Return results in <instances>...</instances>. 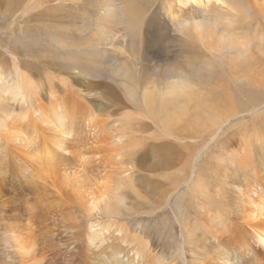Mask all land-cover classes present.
Returning a JSON list of instances; mask_svg holds the SVG:
<instances>
[{
  "label": "bare ground",
  "instance_id": "obj_1",
  "mask_svg": "<svg viewBox=\"0 0 264 264\" xmlns=\"http://www.w3.org/2000/svg\"><path fill=\"white\" fill-rule=\"evenodd\" d=\"M76 1L85 3L88 0ZM122 1L121 5V0H97L105 12L101 18L105 25L119 23L133 29L134 33L130 32L133 33L129 37L130 42H126L128 50L124 49V44H120L118 48L111 46L112 51L101 52L96 46H87V37L81 36L75 40L74 32L57 30L50 36L56 50L49 55L52 60L47 62L50 70L59 67L62 72H72L77 77L110 79L121 89L127 102L139 111L140 114H127L113 121L114 126L110 129L112 138L107 141L112 146L108 151L109 159H115L118 163L117 157L122 156V150L126 148V134L128 131L134 132L133 128L141 117L154 124L160 118L172 119L176 123L183 116H190L195 106L194 123H200L204 127L206 133L201 135L202 141L209 139L208 145L201 146L199 152L192 155L194 161L198 162L203 151L223 133L224 126L233 120L242 121L245 113L251 116L260 115V110L264 109V0H252L260 3L257 9L250 0H151L154 7L159 2L158 9H163L164 20L170 17L178 23L180 34L189 33L192 36L194 33L202 41V49H198L202 58L195 59L194 62L186 59V62L177 66L168 64V51H147L145 54L144 48L147 44L137 46V38L146 42V37L140 33L143 28H133L137 22L133 18L132 25L126 13L129 9L130 13L137 14V10L133 9L136 3L133 0L130 9L127 2ZM30 2L41 5L40 0H0V17L7 21ZM210 5H215L217 11L207 10ZM188 7L204 10L207 16L203 15L201 18L204 20L200 21L187 20L185 15L190 13ZM139 20L140 18L138 22ZM107 27L111 30L110 25ZM108 35L107 40L112 37V32ZM159 38L158 43L165 39ZM148 44L150 45V41ZM113 49L118 52H113ZM12 57L16 81L14 85H9V75L2 76L0 70V105L4 106L7 102H15L16 105L18 102L21 111L19 113L14 110L15 113L13 111L7 116V124H0L1 162L14 163L11 160L13 158L21 163L24 172L29 169L28 166L34 163L38 165L37 168L31 166L30 191L39 195L35 200L40 201L37 202L40 206L30 210L28 215L30 223L27 224H31V227L28 226L33 229L26 228L25 223L23 226L27 229L26 232L32 230L31 234L24 232L21 225L10 230L12 223H9L8 214L14 210V205L17 206L16 198L25 192L22 194L18 190L16 194L21 192L19 196L11 195L7 190L8 184L0 190V264H264V173L258 166L264 162V157L255 159L251 154L257 147L262 156L264 137L257 138L254 145L252 141H245L252 148L243 149L239 159L235 158L233 161L240 169L235 167V176L242 181V184L234 181L236 185L233 187L237 190L235 202L225 201L226 198H221L219 191L214 188L213 200L218 202H195L190 206V202H178L176 207L173 202H136L134 209L133 204L129 207L128 202H123L120 192L128 182L132 184L135 178L134 163L119 162L121 168L115 171L118 172L116 179L112 181L110 178L102 182L104 187L100 188L102 185L94 182L97 178L91 174L88 162L63 145V141L69 140L68 136L57 135V139L52 142L51 138L46 139L45 128L36 124L42 121V124L50 127L53 123L50 121H62L67 108L54 107L60 102H65L72 113V107L75 108L79 103L73 101L72 89H65L64 94L58 96L53 80L46 78L50 104L45 106L41 102L40 93L34 95V86L27 87L32 81L30 73L24 71L28 67L27 62L17 61L14 55ZM24 64L26 65L23 67ZM222 89L229 94V104L223 103V92L216 98L211 97ZM214 90L216 92L213 93ZM108 91L114 95L116 101L121 100L111 87ZM210 99L214 104L212 106L207 105ZM52 113L56 115V120H42V114ZM169 126L163 124V129L168 130ZM52 127L55 133L61 134V130L58 132V128L53 125ZM200 143L197 142L195 146L198 147ZM186 147L193 145L186 144ZM97 163V168H103L102 172L107 169L113 172L111 164L107 166L102 162ZM195 168L196 166L192 167L191 174L184 177L187 191L210 196V189L207 191L204 184L196 180ZM20 171L17 172V177H22L27 182L29 177L23 178L25 173ZM60 183L69 188L66 193L59 189ZM110 184H114L115 191L109 188ZM95 187L103 190L96 191ZM122 206L124 207L118 214L116 209ZM128 208L141 215L139 220L156 222L164 217L161 224L164 229L170 228L175 240L177 230L181 231L180 245L171 257L156 252L152 246L154 240L142 227L135 231L130 229V224L126 221H114L118 216L124 217L121 214ZM166 208H170V213ZM24 218L23 215L18 219H23L24 222ZM61 224L64 232L60 230ZM200 229L206 231L202 235L204 239L197 234Z\"/></svg>",
  "mask_w": 264,
  "mask_h": 264
},
{
  "label": "rangeland",
  "instance_id": "obj_2",
  "mask_svg": "<svg viewBox=\"0 0 264 264\" xmlns=\"http://www.w3.org/2000/svg\"><path fill=\"white\" fill-rule=\"evenodd\" d=\"M40 2L41 5H35L34 3L30 2V4L24 6L20 11L15 12V14L7 21L0 17V70L2 76L9 75L7 79L8 84L14 85L16 79L13 71L12 56L14 55L18 59L17 61L27 62L26 64L28 67H26L27 70L24 69V71L30 73L29 75L32 78V81L29 82L27 87L32 88V86H34L33 92H36L34 95L40 93L41 102L47 107L50 104V94L47 88L48 84L46 85V78H49L51 81L53 80L56 94L58 96H62V94H64L63 90L72 89L71 95L73 101L75 100L81 104L78 103L75 108L72 107V113L69 106L65 102L56 104L54 106L56 109L67 108V112L65 113L66 116H63V119L60 122L50 121L53 122L52 125L55 128H58V132L61 130V132H59L61 134H58L57 132L55 133L52 125L47 127V125L42 124V121H35L37 125L40 124L41 128H45V131H47L46 139L49 140V138H51V141L53 142V140L55 141L57 139V135H67L69 140L67 139L68 141H63V145L69 147L70 151L72 150L73 153L83 157V160L88 162V167L91 174L93 177L98 179H94V182L102 185L100 188L104 187L102 182H106L107 180H110V178L112 181L116 179L118 172L116 173L115 171L118 168H121L119 162L128 164L134 163L136 170L134 173L135 178L132 180V184L131 182H128L126 187L120 191L123 197V202H128L127 205L129 207L133 204L134 209L136 208V202H173L176 203L174 207L177 206L178 202H190L188 204L189 206L195 204V202H218L217 200H213L214 188L219 191L218 193L221 195V198H226L225 201L235 202L237 190H235L236 188L234 187L236 184H242V181L238 180V178L235 176V174H237L235 173L236 164L233 161L235 158L239 159L241 152H244L242 151L243 149L248 150V148H252V146L248 143H245V141H252L254 145L257 138L264 137V109L260 110V115L251 116V114L245 113L242 116L245 120H233L234 122H230V126H224L223 133H219L220 135L218 134V138H216V140L211 143V146H208L209 148L207 147L203 151V154L200 155L198 162L194 161L193 156L199 152L201 146L209 144V139L205 142L202 141L201 135L206 133L205 130H203L204 127L200 123H194V120H196V113L194 111L195 106L193 107V112L190 114V116H183L184 118L182 117L176 123L172 119L168 120L165 118H160L158 123L154 124L149 119H143L141 117V119L137 121L136 126L133 128L135 129L134 132H127V136L125 137L127 143L124 145L126 148L122 150V152L124 151V154L122 153V156L117 157V159L119 158L117 163L115 159H109L108 154V151L111 149V145L109 146L108 142L110 141L109 139L112 138L110 135L113 134L110 131V129H112L111 126H114L113 121L121 119L122 117L127 116V114H140L139 111L137 112V110H135V108L130 105L129 102H127V99L125 98L121 89L108 78L98 80L93 77H77L72 72H62L59 67H56V70H50L47 67V62L52 60L49 55L54 53L56 50V47L51 41L50 36L56 33L57 30L62 32H74L75 40L80 39L81 36H85L88 38L89 44L87 46L90 48L96 46V48L101 52L104 50L112 51L111 46L118 48L120 47V44H124V49L128 50L129 48H126L128 47L126 42H130L129 37L133 35V29H128L127 26L119 25V23H117L108 24L110 25V30L107 27L108 25H105L104 21L101 19L102 16L105 15V12L97 0H88L85 3H78L76 0L74 3L73 0H70L71 3H69L68 0H40ZM125 2H127L128 7L131 9V5H133L131 2H133V0H125ZM168 2H171V0ZM249 2L256 9L260 5V3H254L252 0ZM135 3L136 6L132 7H134L133 9H136L138 13H130L129 9L126 11V13L127 17L129 16L128 18H130V23L132 22L133 18L134 21L137 22L136 24L132 22V25L134 23L133 28L135 30L140 27L143 28L140 33L141 35H145L147 43L143 42L140 38H137V46H142L143 43L147 44L144 48L145 54L147 51H168L170 55V61L168 64L175 66L186 62V59H192L194 62L195 59L202 58V56L199 54V50L202 49V41L200 37L194 33L192 36H190L189 33L180 34L178 23H175L170 17L168 19L166 17L165 20L162 17V13L164 11L163 9H158L159 2H156L155 7L152 5L151 0H135ZM122 4L123 1L121 0V5ZM206 9L217 11L215 5H210ZM187 10L190 12L185 15L187 20H204L201 18L203 15H206L204 10H196L193 7H188ZM139 18L140 20L138 22ZM110 31L112 32V37L107 40L109 38L108 34ZM159 37H164L165 39L163 41L160 40L161 42L158 43L160 39ZM149 41L151 46L148 44ZM113 52L118 51L113 49ZM113 57L117 58L114 55ZM26 64H24L23 67ZM64 85H67L68 88ZM100 85L102 86L100 87ZM110 87L120 96V101H116L114 95L108 91V88ZM116 87L120 90H118ZM214 92H216V90H214L213 93ZM222 92L223 89L211 97L216 98L220 96ZM222 101L225 104H229V94L227 91L223 92ZM14 103L15 102H7L4 106L0 105V124L5 122L6 125L7 116L12 114L14 110L20 113V103L18 104L17 102L16 105ZM208 103L209 104L207 105H214L211 99L208 101ZM42 116V120L57 119L54 113L42 114ZM163 124L170 125L168 130L163 129ZM201 131L203 132L202 134L200 133ZM198 135L200 137L197 138ZM1 136L2 134L0 133V138ZM183 137L185 139H183ZM59 140L62 141L60 138ZM197 142H201L198 147L195 146ZM239 142H241V144ZM186 144H191L193 147H186ZM1 146L2 142L0 141V190L4 188L3 186L5 184H8L7 190L8 193H12L11 195L16 194L18 190L22 191V194L25 192L24 195H26L17 197L21 192H18L19 195L16 194L17 196L15 197L17 198L15 202L18 201L16 203L17 206L14 205V210L8 214L9 223H12L9 228L11 230L14 227L16 228L17 226L21 225L24 232H26L27 229L24 228L31 227V224H27L30 223V216H28L31 213L30 210L40 206V204L37 203L40 201L35 200V198H38L39 195L35 194L33 191H30L32 186V184H30L32 182L30 180L32 176V173H30L32 170L31 166H36L37 168L38 165L34 163L31 166H28L29 169L27 168L28 170H25L24 172L20 166L21 163L14 161L13 158H11V160L14 163L8 164L1 162ZM111 153L112 151L110 154ZM251 154L252 158L255 159H261V157H264V153L261 156V151H259L257 147L251 151ZM9 160L10 158L8 161ZM97 162H102L107 166H110L111 164V166L114 168L113 172L108 169L106 170L107 172H102L103 168H97ZM194 166H196V180L202 182L207 191L210 189V196L203 195L207 198L203 197L201 193L187 191L186 185L184 184L186 183L184 181V177L191 174L193 170L191 168ZM258 166L259 170H262L261 172L264 173V162ZM236 169L240 170L239 167H236ZM19 171L22 172V174L25 173L23 175L25 177L23 178H26V176L27 178L29 177L27 182L25 179H22V177H17V172ZM229 175L231 176V179ZM222 177L228 179L225 180ZM114 183L116 184V182ZM28 184L30 185L27 186ZM109 186L111 190H114V184H110ZM20 187H22V189ZM59 189L66 193L69 188L66 186V184L60 183ZM96 189H98V191L103 190L95 187V190ZM8 193L7 195L10 196ZM17 207L20 208V211H18ZM123 207L124 206L116 209L118 214ZM134 209L128 208L127 211H124V213L121 214L124 217L118 216L116 219H114V221H126L128 224H130V229L135 231L141 229L142 227L147 235L154 240L152 246L156 249V252H158L160 255L171 257L175 249H177L180 245L181 240L179 241V239L181 238V231L177 230V241L172 236L171 230H169L170 228L164 229L163 225L161 224V221L165 220L164 217L157 220L156 222L139 220L141 215L134 213ZM193 209H195V207H193ZM193 209H191L192 213L194 212ZM16 210L18 212H16ZM166 210L169 213L171 211L170 208H166ZM36 212L37 210L35 213ZM14 213H16V215ZM21 214H23L25 217L24 222H22L23 219L20 221L23 216ZM28 225H30V227ZM23 226L25 227L23 228ZM61 228H63L62 224L60 227V230L62 231L63 229ZM31 233L32 230L28 232V234ZM205 233L206 231L204 229H200L199 233L197 234H199V237L204 239L202 235Z\"/></svg>",
  "mask_w": 264,
  "mask_h": 264
}]
</instances>
